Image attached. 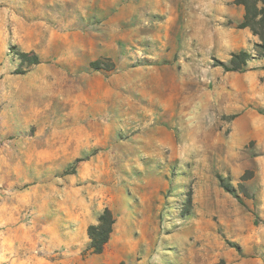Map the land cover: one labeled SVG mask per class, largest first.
<instances>
[{
  "label": "rangeland",
  "instance_id": "1",
  "mask_svg": "<svg viewBox=\"0 0 264 264\" xmlns=\"http://www.w3.org/2000/svg\"><path fill=\"white\" fill-rule=\"evenodd\" d=\"M235 1L0 0V264H264V58Z\"/></svg>",
  "mask_w": 264,
  "mask_h": 264
},
{
  "label": "trees",
  "instance_id": "2",
  "mask_svg": "<svg viewBox=\"0 0 264 264\" xmlns=\"http://www.w3.org/2000/svg\"><path fill=\"white\" fill-rule=\"evenodd\" d=\"M238 4H242L245 7L244 21L240 24L241 28L250 27L254 34L258 35L261 43L258 46L259 54L264 58V0H236ZM20 57L23 61L30 64L41 63L40 57L37 54L30 55L26 52H20ZM250 54L247 51H241L234 53L230 64L220 63L224 66L227 72H244L247 70V62ZM94 66L101 68L98 61H95ZM117 222L115 213L106 208L99 217L96 224H92L89 227V236L91 239V248L95 253H102L104 248L111 239L114 232V227Z\"/></svg>",
  "mask_w": 264,
  "mask_h": 264
}]
</instances>
